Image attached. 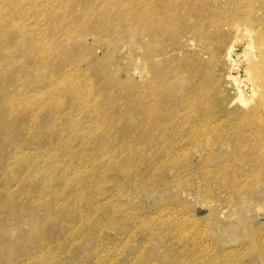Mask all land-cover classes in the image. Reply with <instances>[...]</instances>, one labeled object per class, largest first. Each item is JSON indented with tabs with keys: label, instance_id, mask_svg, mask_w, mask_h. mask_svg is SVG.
Instances as JSON below:
<instances>
[{
	"label": "rangeland",
	"instance_id": "1",
	"mask_svg": "<svg viewBox=\"0 0 264 264\" xmlns=\"http://www.w3.org/2000/svg\"><path fill=\"white\" fill-rule=\"evenodd\" d=\"M154 1L0 0V264H264L243 256L264 239L260 154L209 134L211 106L254 103L235 79L264 83V32L227 21L216 58L194 35L264 23V0Z\"/></svg>",
	"mask_w": 264,
	"mask_h": 264
},
{
	"label": "bare ground",
	"instance_id": "2",
	"mask_svg": "<svg viewBox=\"0 0 264 264\" xmlns=\"http://www.w3.org/2000/svg\"><path fill=\"white\" fill-rule=\"evenodd\" d=\"M144 1H148V0H144ZM161 3H162L161 0H155L152 8H161L162 7V6H160ZM200 4L201 3H198V4H196V6H198ZM253 10H257V9H253ZM253 10H251L250 12L252 13ZM168 12H169V14L167 15L166 22L163 23V19L160 18L159 23H157V25L162 27L164 30V34H166L167 36H169L173 40L175 37V32H174L175 31V24L177 23V18H178L175 15V4H174V2L171 4ZM195 15L197 17H199L201 15L200 8L197 9ZM259 19H261V20H259ZM262 19L263 18L258 17L257 20H255L251 16H247L245 14L238 12L237 10H234L232 12V15L229 17V20L225 19L222 23H219L216 26L212 22V25L216 28V30L213 32V34L215 32H217L219 29V33L215 37L213 36V34H210L209 31H207V30L197 31L194 33V35L197 38L204 39L206 41L207 47L211 46V56H212V58H216L218 55V52H217V50H214V49L216 46L220 45L222 43V40H223L221 37V32H222L220 30L221 26H225L227 21H230L232 24L227 23L228 24L227 26L229 27V29L231 28L232 31H235V29L239 26V22H241L243 25H240V26H242V27L245 26L244 27L245 30L248 28L258 27V29L260 31L264 32V23H263ZM145 23H147V22L145 21ZM233 23H238V24H233ZM248 48H249V46L246 44L245 45V52L248 50ZM234 51H235V49L232 48V46H229L226 50H224L223 55H222V59L224 61L229 60L230 56L232 54H234ZM235 55H237V54H235ZM242 62L248 63V58H243ZM253 66L254 65L249 61L248 67H246L245 72L246 73H252ZM240 67H242V66H240ZM238 69H240V68L237 65H233L232 67H230V72L238 71ZM203 77L206 81L209 82V84L213 88V84H214L213 77H211V76L208 77V75H206V76L203 75ZM247 77L248 78L243 79L244 81L242 80L243 83L241 82V80L237 81V79H235V82H236V84L238 83L236 91H237V93H239L238 99L240 101H242L243 97L245 96V95L241 96L242 92L250 93L251 97H255L254 103H251L252 106L250 107V109L248 111L243 112L240 110L237 114H228V112H226L224 110L223 106H211V118L213 116H215L216 114H218V112L220 115L215 120H211L212 127L209 129V134H210V136L214 137L216 144H214V146H210V149L212 150L213 148H217L218 150H220V149L225 147L230 152H236L239 149H241L243 146L248 145L249 151H252V150L258 151L260 154V156L257 159L253 160V162L255 163L254 164L255 169H257V168L264 169V158L261 157L262 153L264 152V142H258L257 141L264 136V123H261L262 127L260 128L255 121H253V123H250L248 120L249 116H247V114H259V116H261V114L264 112V83L260 84L256 80L254 81L253 78L251 77V75H248ZM218 79L220 80V77ZM239 82H241L242 84H240ZM73 88H74V94H76V96H78L77 95V88L75 86H73ZM224 91L226 92L225 89H224ZM232 101H234V100H232ZM223 105H225V103ZM262 122H264V121H262ZM229 131H232V135L229 133ZM248 137H251L252 142L248 139ZM203 138H207V135L206 134H196L194 140L198 141V140H201ZM248 167L251 170H254V168L250 164L248 165ZM252 175H253V177H256V174L252 173ZM212 178H214V180H217L221 186H224L227 184V182H225V178L221 175H214ZM233 181L236 182L237 184L231 190L232 193L240 192V191H242V189L245 186L251 185V183H249V184L244 183L243 184L241 181L239 182L234 178H233ZM263 181L264 180H261L260 182H263ZM177 228H179L178 231L182 230V226H180V224L177 225ZM180 234H183V233H180ZM254 241H257L258 243L257 244L252 243ZM248 245H250L249 248H254V249L256 248L255 254L249 256L248 254L250 253L251 250H249V248H248L243 253L244 257H255V258L257 257L256 259H258L259 261L264 260V239H263V236L257 235L251 241L243 244L244 248ZM216 258H219V257L216 256ZM208 260L212 261L213 259L209 258Z\"/></svg>",
	"mask_w": 264,
	"mask_h": 264
}]
</instances>
